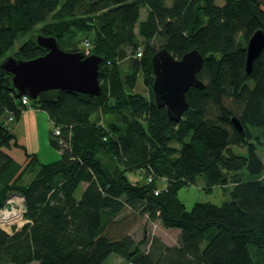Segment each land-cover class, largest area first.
Returning a JSON list of instances; mask_svg holds the SVG:
<instances>
[{
	"label": "trees",
	"instance_id": "obj_1",
	"mask_svg": "<svg viewBox=\"0 0 264 264\" xmlns=\"http://www.w3.org/2000/svg\"><path fill=\"white\" fill-rule=\"evenodd\" d=\"M61 1L0 0V63L41 24L40 34L55 36L64 50L83 51L80 41L91 40L90 54L103 57L102 93L48 90L31 100L60 128L50 143L61 158L43 163L26 151L22 167L4 150L20 145L2 115L18 117L26 105L0 65V209L11 194L22 196L27 219L11 232L0 226V264H103L112 254L132 264H264V160L258 153L264 147V49L246 71L247 41L264 30V0ZM59 2L71 19L49 21ZM127 47L133 54L126 59ZM162 47L179 58L197 48L205 57L198 73L205 87L187 91L189 108L180 121L170 120L153 91L152 57ZM45 52L33 38L13 55ZM119 59H126V71ZM140 78L148 94L136 90ZM129 172L145 175L144 182L130 180ZM199 176L205 189L220 185L230 198L187 208L179 189ZM161 177L168 179L164 188ZM144 216L178 229V242L157 235L136 240L133 231ZM251 244L259 248L258 260Z\"/></svg>",
	"mask_w": 264,
	"mask_h": 264
},
{
	"label": "water",
	"instance_id": "obj_2",
	"mask_svg": "<svg viewBox=\"0 0 264 264\" xmlns=\"http://www.w3.org/2000/svg\"><path fill=\"white\" fill-rule=\"evenodd\" d=\"M38 45L46 49L44 54L34 58H18L13 54L1 60V67L11 74L12 87L16 97L28 95L37 100L48 90H70L85 94L100 95L102 86L99 70L103 57L86 54L83 51L64 50L55 36L39 34ZM264 49V30L256 29L246 44V71L251 73L255 59ZM204 55L193 48L182 57H175L166 47L160 48L152 57L154 82L153 91L159 106H166L172 121H180L189 108L187 91L191 87L204 88L205 83L198 77L203 68ZM232 121L244 134L243 123L237 117ZM16 194H11L13 196Z\"/></svg>",
	"mask_w": 264,
	"mask_h": 264
},
{
	"label": "rangeland",
	"instance_id": "obj_3",
	"mask_svg": "<svg viewBox=\"0 0 264 264\" xmlns=\"http://www.w3.org/2000/svg\"><path fill=\"white\" fill-rule=\"evenodd\" d=\"M63 1V0H62ZM61 1V2H62ZM61 2H59L56 6V8L54 9L53 12H50V16L48 17L49 21H55L56 19H71L69 18V14H67L66 12H64L61 6ZM217 3L219 4H223L224 0H216ZM143 15L146 14V10H142ZM78 17H81L80 13H77ZM51 23V22H50ZM41 24H38L36 27L32 28L30 31H28L25 35H23L21 38H19L14 46L8 51L7 54H13L15 53L18 48L21 46V44H23V42H25V40L27 39H33L37 38V36L40 34V26ZM90 33H95L94 31H90ZM139 44L142 47H145V41L144 38L142 36L139 37ZM79 45L82 47L83 44L80 41ZM127 56L126 59L129 58L132 54H133V50L132 48L127 47ZM126 59H119V63L121 64V67H123V69L126 71L127 68L125 66L126 64ZM137 91H140L144 94H148V90L146 88V86L144 85V83L142 82L141 78L139 79L138 83H137V87H136ZM108 114V117L113 116V113H106ZM104 114L105 117H107V115ZM253 133L258 134V131L256 129H253ZM233 150L235 152L238 153H246L245 149H242L238 146H233ZM258 153L261 156V158H263L264 160V147L260 146L258 148ZM41 157L45 160H51L48 158H51V155L45 150V148H43V151L41 153ZM138 176H136V174L134 175L133 172H129L128 176L130 178V180L134 181L137 177V180H140V182H144L145 180V175H140L137 174ZM32 177V175L28 176V179H30ZM176 181V180H175ZM161 185V184H160ZM205 186V182L202 176H199L197 179L196 184H192L190 186H184L182 188L179 189L178 192V196L179 198L186 204L187 208H191L192 205L197 202V201H202V202H206V201H210L216 204H221L223 203L225 200L230 198V194L228 191L224 190V187L222 186H215L211 191L207 190L204 188ZM82 192V188L80 187L77 191V195L79 196ZM14 196V195H13ZM159 213V211H158ZM133 235L135 237L136 240H141L143 237L145 238H150L154 235L160 236L165 242L169 243V244H176L178 242V235H179V230L175 229V228H168L166 227L162 221L160 220V217L155 218L153 220H150L147 216H144L142 218V220L140 221V223L138 224V226L134 229L133 231ZM205 242H207V239L205 240ZM249 249L252 253V257L254 260H258V257H261V254L258 253L259 248L255 247L254 245H249ZM256 251V252H255ZM260 260V259H259ZM31 264H37V262H33ZM103 264H132L128 261H126L125 259H123L120 256H117L116 254H112Z\"/></svg>",
	"mask_w": 264,
	"mask_h": 264
},
{
	"label": "crops",
	"instance_id": "obj_4",
	"mask_svg": "<svg viewBox=\"0 0 264 264\" xmlns=\"http://www.w3.org/2000/svg\"><path fill=\"white\" fill-rule=\"evenodd\" d=\"M143 9L146 10V14L143 15L142 13L141 18L145 19L148 8L143 7L142 10ZM2 118L5 120L20 145H12L9 148H4V150L22 165V167L29 161L26 151L35 154L43 163L56 162L61 158V151L50 143V137L54 129V121L51 120L49 114L45 110L35 106L26 107L20 112L18 117L16 116L10 120L6 113L2 115ZM43 148L51 155V158H48L51 160H44L41 157ZM133 173L138 176V173ZM137 178L134 181H136ZM85 186L86 183H83L82 188H85Z\"/></svg>",
	"mask_w": 264,
	"mask_h": 264
},
{
	"label": "built area",
	"instance_id": "obj_5",
	"mask_svg": "<svg viewBox=\"0 0 264 264\" xmlns=\"http://www.w3.org/2000/svg\"><path fill=\"white\" fill-rule=\"evenodd\" d=\"M82 49L86 52V54H90V49L92 47V42L90 39L85 38L82 42ZM143 55V48L139 47L136 51V56L141 57ZM21 101L26 107H32L31 98L26 94L21 96ZM13 114L9 115V119H13ZM60 128L56 126L54 128V134H60ZM154 178L153 175L148 177V181H151ZM161 188L166 187L168 179L166 177H161ZM161 189H156L155 193L157 194ZM25 213V205L23 201V197L19 195L10 196L6 202V204L0 209V226L6 231L11 232L13 228L21 227L27 219L24 217Z\"/></svg>",
	"mask_w": 264,
	"mask_h": 264
}]
</instances>
